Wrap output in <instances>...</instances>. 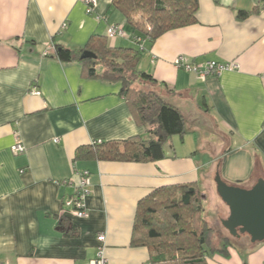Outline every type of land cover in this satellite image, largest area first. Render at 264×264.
Instances as JSON below:
<instances>
[{"label":"crops","instance_id":"obj_1","mask_svg":"<svg viewBox=\"0 0 264 264\" xmlns=\"http://www.w3.org/2000/svg\"><path fill=\"white\" fill-rule=\"evenodd\" d=\"M112 1L94 0L87 13L83 0H0V264H90L101 243L107 264H146L149 250L132 244L131 233L137 204L151 190L196 181L202 194L204 187L216 193V171L244 187L264 178V0H197L194 23L143 42L138 68L151 74L152 90L180 111L187 130L168 139L165 157H76L93 141L146 136L120 82L45 54L51 45L83 48L113 24L125 35L107 43L135 46ZM239 11L248 13L238 18ZM210 60L237 67L201 78L182 65ZM194 132L219 139L220 151L199 158ZM16 137L25 146L19 154L10 150ZM82 170L91 193L87 216L76 218L63 212L75 191L64 181L76 182ZM61 214L76 224L73 236L58 224ZM207 262L264 264V241L249 250L229 247Z\"/></svg>","mask_w":264,"mask_h":264},{"label":"trees","instance_id":"obj_2","mask_svg":"<svg viewBox=\"0 0 264 264\" xmlns=\"http://www.w3.org/2000/svg\"><path fill=\"white\" fill-rule=\"evenodd\" d=\"M114 7L133 29L130 37L135 46L115 47L104 36H93L79 49L56 45L53 55L62 61L77 60L87 76L107 81H118L138 125L145 127L146 136H131L123 140L93 141L77 150L76 157L89 156L98 160L152 161L165 157V145L174 135L186 133L180 111L167 103L152 89L137 84L153 85L151 74L138 68L142 49L136 38L149 43L167 30L186 26L196 21L197 0H113ZM239 11L238 18L247 15ZM84 50L96 57L81 58ZM238 185V184H237ZM242 186V185H240ZM202 191L196 181L175 183L154 188L139 200L135 211L131 243L144 245L149 250L146 264H208L213 253L228 255L229 247L249 250L252 243L240 242L241 235L222 234L219 244L213 242L214 229L203 217ZM66 215V214H65ZM67 236H73L77 226L64 215L59 223Z\"/></svg>","mask_w":264,"mask_h":264},{"label":"water","instance_id":"obj_3","mask_svg":"<svg viewBox=\"0 0 264 264\" xmlns=\"http://www.w3.org/2000/svg\"><path fill=\"white\" fill-rule=\"evenodd\" d=\"M80 57L96 55L84 50ZM213 181L216 193L228 208L227 217L220 221L222 227L233 237L248 235L252 244L264 241V178L244 187L226 182L216 171Z\"/></svg>","mask_w":264,"mask_h":264},{"label":"built area","instance_id":"obj_4","mask_svg":"<svg viewBox=\"0 0 264 264\" xmlns=\"http://www.w3.org/2000/svg\"><path fill=\"white\" fill-rule=\"evenodd\" d=\"M85 4V11L87 13H91L93 10L94 0H83ZM108 38H113L115 36H124V32L121 26L113 24L109 25L105 32ZM136 41L139 43L140 49H144L143 42L144 40L137 37ZM53 46L51 45V50ZM48 50L45 51V54H48ZM182 58H177L176 63L180 64L182 62ZM183 67L191 72L198 74L199 77L205 78L209 75H219L223 70L236 68V64L233 62H217L214 60H210L206 62L204 65H191L188 63L182 64ZM31 93L39 95L40 92L33 87ZM54 141L57 142L58 139L54 138ZM100 141V140H98ZM10 150L14 154H19L25 151V146L19 140L18 137L15 138L14 143L11 145ZM76 182H71V180H66L64 182L74 184L75 191L74 193L66 198L65 204L69 206L68 210L64 209V214L76 217V218H85L87 216V210L85 209V198L91 193L90 188V180H89V172L87 170H82L77 173ZM66 211V212H65ZM62 212V213H63ZM98 242L104 241V235L97 236ZM103 243L98 248L96 257L90 261V264H107V261L103 254Z\"/></svg>","mask_w":264,"mask_h":264},{"label":"rangeland","instance_id":"obj_5","mask_svg":"<svg viewBox=\"0 0 264 264\" xmlns=\"http://www.w3.org/2000/svg\"><path fill=\"white\" fill-rule=\"evenodd\" d=\"M136 87H140L142 89L148 90L152 89L151 86L148 84H137L135 83ZM193 136L196 138V142L199 143L198 151H199V158L201 157H209L213 155L214 151H220L221 147H215V144H219L220 140L216 139V137L204 135V133L199 134V132H194ZM221 146V144H220ZM214 178V177H213ZM215 185V183H214ZM203 193L205 196L202 199L203 204V217L208 226L214 229L213 231V242L215 244H219V239L222 234H229L221 225V219L226 218L228 215V208L227 206L219 199L217 193H213L206 187H204ZM203 194V195H204ZM240 236V235H239ZM239 238V237H238ZM241 241L244 242L247 240V236L241 234Z\"/></svg>","mask_w":264,"mask_h":264}]
</instances>
